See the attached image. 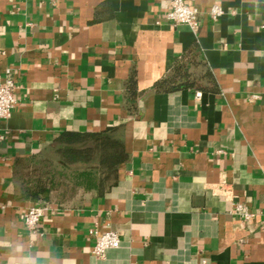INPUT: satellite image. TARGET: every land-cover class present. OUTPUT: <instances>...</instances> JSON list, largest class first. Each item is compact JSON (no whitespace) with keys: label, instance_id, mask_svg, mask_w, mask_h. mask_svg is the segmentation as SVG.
<instances>
[{"label":"crops","instance_id":"obj_1","mask_svg":"<svg viewBox=\"0 0 264 264\" xmlns=\"http://www.w3.org/2000/svg\"><path fill=\"white\" fill-rule=\"evenodd\" d=\"M185 2L196 27L166 18L170 0H0V83L17 100L0 122V264H264V0ZM183 59L202 61L204 88H155ZM111 125L128 152L117 182L52 194L29 230L40 202L17 193V162ZM92 228L120 245L96 256Z\"/></svg>","mask_w":264,"mask_h":264},{"label":"trees","instance_id":"obj_2","mask_svg":"<svg viewBox=\"0 0 264 264\" xmlns=\"http://www.w3.org/2000/svg\"><path fill=\"white\" fill-rule=\"evenodd\" d=\"M200 68L201 74L191 71ZM211 75L197 59L179 60L163 79L155 83L158 90L184 87L204 88ZM133 77L128 89L134 90ZM120 125L98 131L65 130L33 157L17 162V193L35 202L47 201L52 194L67 200L76 190L108 191L118 180L119 167L128 158Z\"/></svg>","mask_w":264,"mask_h":264},{"label":"built area","instance_id":"obj_3","mask_svg":"<svg viewBox=\"0 0 264 264\" xmlns=\"http://www.w3.org/2000/svg\"><path fill=\"white\" fill-rule=\"evenodd\" d=\"M223 13V7L218 4L213 5L209 10L210 17L213 20H217ZM199 14V8L186 3L185 0H170V8L166 13V18L174 24H187L191 27H196L199 24ZM14 90V80L8 75L5 81L0 83V122L10 115L16 104L17 100ZM46 209L47 205L45 203L31 204L24 215L25 226L29 230L35 231L45 215ZM235 212L243 219H249L252 216L248 207L241 202L236 203ZM89 232L96 237V242L92 249L96 256L103 257L107 249L118 247L121 243L120 235L115 230L99 233L92 228Z\"/></svg>","mask_w":264,"mask_h":264},{"label":"clouds","instance_id":"obj_4","mask_svg":"<svg viewBox=\"0 0 264 264\" xmlns=\"http://www.w3.org/2000/svg\"><path fill=\"white\" fill-rule=\"evenodd\" d=\"M8 264H36V260L30 256H25L19 260L12 258L9 260Z\"/></svg>","mask_w":264,"mask_h":264},{"label":"rangeland","instance_id":"obj_5","mask_svg":"<svg viewBox=\"0 0 264 264\" xmlns=\"http://www.w3.org/2000/svg\"><path fill=\"white\" fill-rule=\"evenodd\" d=\"M79 191H83V190H81V189H80V190H76L74 193H79ZM84 192H85V191H84Z\"/></svg>","mask_w":264,"mask_h":264}]
</instances>
